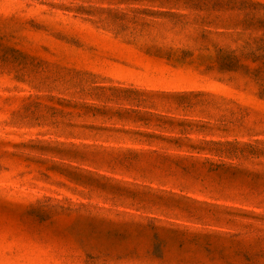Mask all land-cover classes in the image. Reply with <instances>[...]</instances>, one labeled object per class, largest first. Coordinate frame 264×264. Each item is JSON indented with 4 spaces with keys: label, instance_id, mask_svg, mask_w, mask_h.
Instances as JSON below:
<instances>
[{
    "label": "rangeland",
    "instance_id": "1",
    "mask_svg": "<svg viewBox=\"0 0 264 264\" xmlns=\"http://www.w3.org/2000/svg\"><path fill=\"white\" fill-rule=\"evenodd\" d=\"M0 264H264V0H0Z\"/></svg>",
    "mask_w": 264,
    "mask_h": 264
}]
</instances>
